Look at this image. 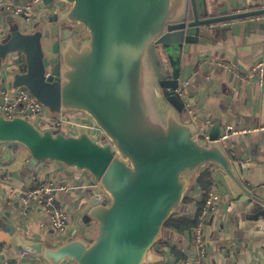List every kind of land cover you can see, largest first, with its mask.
<instances>
[{
	"label": "water",
	"instance_id": "1",
	"mask_svg": "<svg viewBox=\"0 0 264 264\" xmlns=\"http://www.w3.org/2000/svg\"><path fill=\"white\" fill-rule=\"evenodd\" d=\"M213 10L209 0H39L32 30L10 18L0 32V83L25 87L55 117L81 112L102 134L93 137L83 124L57 131L0 115V144L26 147L29 169L53 161L90 176L76 189V206L80 225L95 224V236L52 247L7 224L19 250L47 264H159L165 257L156 244L174 237L165 225L207 165L220 170L230 199L244 204L250 218H264L263 191L247 183L248 163L226 153L218 125L209 140L199 138L177 93L192 44L207 33L225 39L240 29L228 21L264 15V8ZM234 263L249 264L240 252Z\"/></svg>",
	"mask_w": 264,
	"mask_h": 264
},
{
	"label": "crops",
	"instance_id": "2",
	"mask_svg": "<svg viewBox=\"0 0 264 264\" xmlns=\"http://www.w3.org/2000/svg\"><path fill=\"white\" fill-rule=\"evenodd\" d=\"M209 2L215 5L213 13L216 15H231L264 8V0ZM5 11L0 10V27L3 29L8 27L10 20ZM38 20L40 18L35 17L33 21L31 19L26 22L29 27L24 31L32 30L30 22L36 24ZM225 25H240V29L230 30L225 39L221 38V34L215 37L207 33L200 37L198 44L189 47L190 52L183 54L179 87L186 91L195 116L185 107L184 115L191 118L198 125V129L203 128L208 134L215 125H218L220 134L226 125L238 129H259L219 142L223 143L229 156L231 149L238 160L248 163L250 169L247 183L259 191L262 190L264 195V77L259 81L258 73L253 69L256 63L264 60V15L228 21ZM5 88L0 83V102L1 92ZM163 93L167 95L166 91ZM30 158L29 150L23 145L0 144V264L3 261H12L21 251L7 231V224L28 238L46 242L52 247L66 243L75 235L88 241L96 233L95 224L88 227L80 225L76 206L80 197L76 189L80 185L90 184V176L86 173L78 175L66 168L64 170L53 161H44L29 169L27 165ZM212 170L213 182L218 181L220 202L204 226L210 264H235L238 252L245 255L249 264H264V218H250L251 214L244 204L230 199L232 192L220 170L215 165H212ZM40 184H52L57 189L56 205L63 203L69 208L63 205L70 218L69 237L64 240L55 238L49 227V219L42 211L32 208L23 210L20 196ZM62 186L72 188L65 191L61 190ZM189 197L194 200L201 199L198 186L191 190ZM195 210L196 204L191 203L184 212L192 214ZM48 238L53 240V244L48 243ZM172 244L183 257L176 258L168 246L156 244L155 252L165 257L159 264H183L196 252L190 233L180 235ZM38 261L47 264L40 257ZM18 264L32 262L25 259Z\"/></svg>",
	"mask_w": 264,
	"mask_h": 264
},
{
	"label": "built area",
	"instance_id": "3",
	"mask_svg": "<svg viewBox=\"0 0 264 264\" xmlns=\"http://www.w3.org/2000/svg\"><path fill=\"white\" fill-rule=\"evenodd\" d=\"M39 0H25L17 5L10 0H0V10L5 9L10 11L12 15H24L25 22H29L32 19V14L35 11L33 6L38 4ZM32 12V13H31ZM4 30L0 27V32ZM259 75V81H262L264 77V60L259 61L253 68ZM188 84V82H186ZM178 96L182 99L184 107L188 112L195 116L194 111L191 109V102L188 95L183 87L177 88ZM71 113V112H70ZM70 113H61L56 117L50 113V111L36 98L34 97L25 87H19L14 90L4 89L1 92L0 102V115H3L7 119H12L16 116L31 121L35 126L39 127L42 122L49 123L53 130H61L63 125L68 126L69 132L75 131V126L83 124L78 116H72ZM80 113L76 112L75 114ZM91 122V120H90ZM89 133L91 130L96 129L95 125H87ZM259 129H238L232 125H226L222 134L219 135V141L227 140L232 136L244 135ZM90 135H92L90 133ZM100 133V137H101ZM197 136L204 140H209V134L206 133L203 128H199ZM94 137V136H93ZM100 137H96L100 139ZM245 163V162H244ZM100 192V199L106 201L109 199L108 195L102 191L99 185L96 183ZM72 187L62 186L61 190L68 191ZM57 189L52 184H40L36 185L20 196V201L23 206V210L26 208H32L40 210L49 219V227L55 238L59 241L66 239L70 227V218L67 209L63 206H57ZM220 202V195L218 192V181H214L209 188L208 195L204 199V204L200 210H195L192 213L193 217H197L198 223L190 235L192 236L194 248L196 252L183 264H210L208 260V250L206 248V241L204 237V226L209 219V216L216 210L218 203ZM27 259L32 264H41L38 260L39 257L32 255L26 251H20L19 254L14 256L8 263L2 262V264H18ZM61 264H75L71 261H64Z\"/></svg>",
	"mask_w": 264,
	"mask_h": 264
},
{
	"label": "trees",
	"instance_id": "4",
	"mask_svg": "<svg viewBox=\"0 0 264 264\" xmlns=\"http://www.w3.org/2000/svg\"><path fill=\"white\" fill-rule=\"evenodd\" d=\"M213 183V170L212 165H207L201 168L197 174L195 175L192 181V187L185 196L183 206H187L191 203H195L197 206V210H200L204 204V199L208 195V191L210 186ZM196 186H198V191L201 193L200 200H194L189 197V193ZM182 206V208H183ZM182 208L178 210L169 221L166 223L165 227L174 233V237L171 239H164L158 242V245L168 246L170 248V252L176 258H182L183 254L180 253L179 249L172 244V241L177 239L180 235L192 233L194 228L197 226L198 219L197 217H193L192 214H187L182 211ZM173 239V240H172ZM162 254V252H160Z\"/></svg>",
	"mask_w": 264,
	"mask_h": 264
},
{
	"label": "rangeland",
	"instance_id": "5",
	"mask_svg": "<svg viewBox=\"0 0 264 264\" xmlns=\"http://www.w3.org/2000/svg\"><path fill=\"white\" fill-rule=\"evenodd\" d=\"M13 2H14V4L15 5H17V4H19V3H21V2H25V0H12ZM31 1H33V0H31ZM36 8H37V4L36 5H34L33 6V10L34 11H36ZM5 13H6V15H7V18H16V19H18V20H20L21 22H23V23H26L25 22V20H24V18H25V16L24 15H20V16H18V15H12L11 14V12L10 11H5ZM32 13V12H31ZM35 17H34V15L32 14V21H33V19H34ZM32 21L30 22V25H31V23H32ZM27 25V24H26ZM27 27H29V26H26L25 28V30H28L27 29ZM23 64L21 63L20 64V67L22 66ZM76 112H71L70 114L72 115V116H75V115H77L78 116V119L82 122V123H84V124H87V125H90V118H88L85 114H83V113H77V114H75ZM91 134H92V136H96V137H100V130L97 128V130L96 129H94V130H91V132H90ZM57 164H59V163H57ZM60 165V167H62L64 170H65V167L62 165V164H59ZM58 199V198H57ZM106 202H107V200H106ZM62 205H64L63 203H62ZM64 206H66V205H64ZM66 208H68L67 206H66ZM69 209V208H68ZM185 209H186V206L184 205L183 206V208H182V211H185ZM46 224L48 225V221L46 220ZM95 236V235H94ZM68 237H69V235H68ZM67 237V238H68ZM48 243L49 244H53V240L51 239V238H48Z\"/></svg>",
	"mask_w": 264,
	"mask_h": 264
},
{
	"label": "flooded vegetation",
	"instance_id": "6",
	"mask_svg": "<svg viewBox=\"0 0 264 264\" xmlns=\"http://www.w3.org/2000/svg\"><path fill=\"white\" fill-rule=\"evenodd\" d=\"M86 43H87V42H84V43L82 44V46H85ZM80 45H81V44H78L77 46L79 47Z\"/></svg>",
	"mask_w": 264,
	"mask_h": 264
}]
</instances>
